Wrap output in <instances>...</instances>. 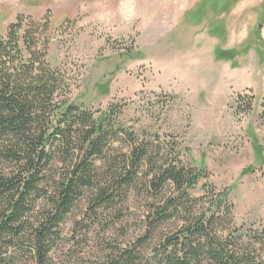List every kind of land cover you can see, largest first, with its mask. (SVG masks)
Segmentation results:
<instances>
[{
	"label": "rangeland",
	"instance_id": "rangeland-1",
	"mask_svg": "<svg viewBox=\"0 0 264 264\" xmlns=\"http://www.w3.org/2000/svg\"><path fill=\"white\" fill-rule=\"evenodd\" d=\"M20 14L31 24L49 20L46 61L63 73L71 102L95 116L112 105L114 124L163 154L176 144L182 162L207 173L194 196L212 183L232 202L236 226L264 223V0H0V35ZM115 138L109 154L128 153L126 133ZM63 167L53 163L48 173L58 178ZM15 168L0 160V173ZM145 171L110 204L94 207L91 194L77 202L59 225L52 264H108L137 244L150 206L167 194L149 191ZM31 202L30 225L49 199ZM153 245L139 247L144 257ZM19 264H33L29 253Z\"/></svg>",
	"mask_w": 264,
	"mask_h": 264
},
{
	"label": "trees",
	"instance_id": "trees-1",
	"mask_svg": "<svg viewBox=\"0 0 264 264\" xmlns=\"http://www.w3.org/2000/svg\"><path fill=\"white\" fill-rule=\"evenodd\" d=\"M27 19L18 15L0 35V160L17 170L0 173V264H19L24 253L33 264H52L59 225L77 202L91 194L94 207L110 204L135 186L141 165L149 191L166 187L167 194L150 206L138 243L117 249L108 264H264V223L236 226L232 202L212 183L194 196L207 173L182 162L176 144L163 154L158 143L138 142L134 132L114 124L112 105L95 116L71 102L63 73L46 61L48 37H41L49 20ZM243 98L239 94L236 102ZM259 108L264 125V96ZM251 110L252 95L243 112ZM123 132L129 151L111 156L109 139ZM59 162L66 169L57 178L48 169ZM33 196L48 198L49 206L30 225ZM151 240L144 257L139 247Z\"/></svg>",
	"mask_w": 264,
	"mask_h": 264
}]
</instances>
